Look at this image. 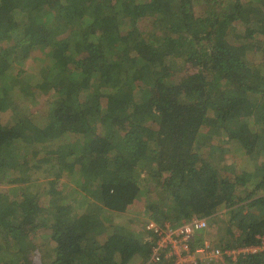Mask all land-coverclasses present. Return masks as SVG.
<instances>
[{
    "label": "trees",
    "instance_id": "1",
    "mask_svg": "<svg viewBox=\"0 0 264 264\" xmlns=\"http://www.w3.org/2000/svg\"><path fill=\"white\" fill-rule=\"evenodd\" d=\"M43 49L37 78L9 73ZM27 88L44 107L0 120V264H147L152 233L117 219L153 180L151 221L205 220L197 241L221 249L261 243L264 0H0V112ZM213 140L243 150V163L205 150ZM40 171L56 177L49 188L67 174L84 193L31 194ZM229 264H264V251Z\"/></svg>",
    "mask_w": 264,
    "mask_h": 264
},
{
    "label": "rangeland",
    "instance_id": "2",
    "mask_svg": "<svg viewBox=\"0 0 264 264\" xmlns=\"http://www.w3.org/2000/svg\"><path fill=\"white\" fill-rule=\"evenodd\" d=\"M93 31H96L95 29H93ZM130 30H126L125 33H128ZM98 32V31H97ZM99 34V32H98ZM45 54H46V49L43 50H37L34 53H32V55H30V58L27 61L24 62H19L16 63L13 68L10 70L9 73H17L19 71H23L24 73L27 74V76H25V80L29 81L31 80V75L34 76V78H37L38 74H34V71L37 70V67H35L36 63L31 61V60H39V59H43L45 58ZM183 67L177 66V72L182 71L181 73L185 75V72L182 70ZM181 76V74H177L176 78L177 81L181 80V78H179ZM19 90H15V92L6 100V103L8 105H12L13 108L0 112V120H2L3 122H7L10 121L13 117L17 116H21L25 114V111L30 110V112H36L38 110H40L41 108L44 107L45 104V98L44 95L41 92H34L31 91V89L27 88L26 90L20 91ZM33 93V94H31ZM35 120L40 121V117L35 118ZM253 127V124H252ZM251 139L246 138L245 141V147L247 149H252L254 146H251V143L249 142ZM209 145H220L221 147H224L226 149H230V153L226 154L225 159L227 162V165H233L234 163L238 162L239 164L243 163L242 162V158H246V156L243 153V150L241 149H236L235 146H232L229 148V144H224L221 143L218 140H213L211 141L209 144L204 145V149L208 150V146ZM249 147V148H248ZM203 149V150H204ZM239 167H242V165H239ZM67 174H64L63 176H61V179L56 183V188H49L50 187V183L52 184V182L54 181V179H56V177H53L52 174L50 173H46V172H36L32 177V181L30 180L27 184L26 187L30 190L31 194H37V193H41L43 191H45L46 189H48V193L49 196L51 195V193H54L57 198H60L62 200H68L69 198V185L75 189H78L77 191L79 192H83V188H78L76 181H72L69 179V177H67ZM153 179H151L152 181ZM156 180H153L152 184H145L143 183V193L142 195L139 197L138 201L136 202V204L133 205V208H130L127 212H125L124 215H122L121 217H119L118 223L120 224H128V226H131L134 230L137 231V233L139 232L140 234L143 233V230H145V225L147 222L151 221L150 218L148 217V215L146 214V211L144 210L145 206H146V202L147 199L152 198L154 200H158V198H156L159 195H162L160 191H162L161 187H157L156 184ZM10 190V186L8 185H0V192L1 193H6V191ZM84 193V192H83ZM40 195V194H39ZM61 196V197H60ZM48 197V196H47ZM44 197L42 198V200H44L45 204L49 205L51 203V200L48 198ZM166 195H163V198H165ZM50 202V203H49ZM221 216L224 217L225 211H221L220 212ZM112 214L103 216L104 218H108L109 220H115L114 216H110ZM168 224H171L169 222H165ZM45 232V231H44ZM43 231H41V234H43V236L41 237V244H44V246H48V252L44 255V256H39L41 258V260L43 262H47L50 261L52 258H54V253L51 250L52 246L50 245V241H49V236L48 234H45ZM209 232V231H208ZM207 233L204 235L206 236ZM203 241H207L209 243H211L210 239H205ZM203 243V242H202ZM146 262V261H145ZM135 264H145L144 261L141 260H136ZM206 264H229V262H222V261H212V262H207Z\"/></svg>",
    "mask_w": 264,
    "mask_h": 264
},
{
    "label": "built area",
    "instance_id": "3",
    "mask_svg": "<svg viewBox=\"0 0 264 264\" xmlns=\"http://www.w3.org/2000/svg\"><path fill=\"white\" fill-rule=\"evenodd\" d=\"M146 231L152 233L155 246L147 264H206L207 262L236 261L239 257L264 251V238L258 246L238 249H221L207 241H197L204 231L209 230L205 220L193 218L189 223L173 227L170 224L158 225L149 221ZM199 236L198 238H196Z\"/></svg>",
    "mask_w": 264,
    "mask_h": 264
},
{
    "label": "crops",
    "instance_id": "4",
    "mask_svg": "<svg viewBox=\"0 0 264 264\" xmlns=\"http://www.w3.org/2000/svg\"><path fill=\"white\" fill-rule=\"evenodd\" d=\"M164 224H166V223H164ZM168 224V223H167ZM171 225V224H170ZM174 227V226H173ZM175 227H177V226H175Z\"/></svg>",
    "mask_w": 264,
    "mask_h": 264
}]
</instances>
